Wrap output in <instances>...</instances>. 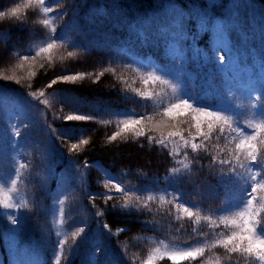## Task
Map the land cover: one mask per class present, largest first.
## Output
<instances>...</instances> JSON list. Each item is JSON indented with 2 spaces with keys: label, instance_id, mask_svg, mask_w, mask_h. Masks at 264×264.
Returning a JSON list of instances; mask_svg holds the SVG:
<instances>
[{
  "label": "trees",
  "instance_id": "1",
  "mask_svg": "<svg viewBox=\"0 0 264 264\" xmlns=\"http://www.w3.org/2000/svg\"><path fill=\"white\" fill-rule=\"evenodd\" d=\"M45 7L53 11L46 13ZM12 8H19L16 17H0V180L14 172L8 122L21 129L19 161L31 166L22 170L16 193L8 192L10 181L0 191V201L7 193L27 204L21 209L0 204V264H56L58 255L60 264H89L98 245L101 264H259L218 243L240 231L221 223V216L243 210L247 188L228 165L217 163L215 172L208 165L213 156L231 158L236 133L225 126V136L216 131L205 139L201 133L207 126L198 133L193 114L164 115L176 102L171 84L144 81L155 66L157 75L182 84V97L194 106L219 107L240 120L246 133H254L245 117L252 112V93L264 97V0H0V11ZM208 18L209 23L216 19L214 26ZM53 36L57 47L37 56ZM69 51L75 55L69 57ZM215 51L226 56L225 64L216 63ZM75 74L82 78L58 79ZM53 79L57 83L49 88ZM71 112L93 119L65 121ZM129 116L141 119L144 136L121 130ZM118 131L121 135L110 140ZM169 132L180 135L168 137ZM57 136L89 143L71 151ZM148 137H167V147ZM192 143L199 145L195 153ZM85 162L91 167L85 169ZM173 168L191 174L174 180L169 178ZM46 172L48 184L42 187ZM105 172L132 189L128 196L139 198L135 205L125 207L127 197L105 187ZM61 192L63 205L53 201ZM9 215L17 217L18 226L11 225ZM82 227L84 233L73 240ZM192 248L203 252L179 257ZM173 254L176 260L169 259Z\"/></svg>",
  "mask_w": 264,
  "mask_h": 264
},
{
  "label": "snow or ice",
  "instance_id": "2",
  "mask_svg": "<svg viewBox=\"0 0 264 264\" xmlns=\"http://www.w3.org/2000/svg\"><path fill=\"white\" fill-rule=\"evenodd\" d=\"M41 3H43V0H40ZM207 7V3L205 5ZM215 7V5H213ZM46 13L53 11L50 7H45L43 9ZM19 12V8H12L10 12H2L0 11V17L8 16V17H16L17 13ZM215 20H211V23H209L210 18H208V24L210 26L215 25ZM175 23V21H173ZM181 28L183 24V20L180 22ZM45 25H49V20H44ZM64 43L69 44L71 47H80L78 44H76L73 40L66 39ZM57 47L56 43V37L53 36L51 38V42L45 43L43 47L39 49V51L36 53L37 56H39L41 53H49L52 49ZM75 55L74 52L69 51L68 56L71 57ZM215 58L216 63L218 65H223L226 63V56L222 54L221 51H215ZM21 60H28L30 59V55H21ZM177 63L179 61L177 60ZM153 69L152 72L148 73V78L144 81V83H148L149 80L151 81H160L161 83L165 84H171L173 92L176 94V102L170 103L166 108H164V115L165 116H172V115H184L185 112H188L192 115V119L196 122L195 128L197 129V132H200L201 126L205 125L207 126V132L201 133L205 139H211V136L214 132L218 131L220 135L223 137L225 136V126H227L228 129L231 130V132L236 133V136L233 137V140H238V142L235 144V150L232 152L230 159H217L216 156H213L208 167L211 168L213 172L216 171L215 165L218 163L221 166L228 165L229 166V172L234 177L238 178L241 182L242 187H246L247 191L244 198L243 203V210L239 211L238 213L233 214L230 216H221V223L228 225L231 224L235 228L240 229V231H233L231 235L227 236L224 240L219 241L218 243H221L222 246L229 252V253H242L247 254L249 257H253L255 261H258L259 264H264V258H262V255H264V196L256 197L255 194L258 190L264 191V113L257 114L258 108H264V97H261L259 93L253 92L250 98V106L252 109L251 115L248 117H245V119L248 121L247 127L253 128L254 133L248 134L246 133V130L241 128L240 120H235L232 116L227 115L226 111L221 110L218 107V110H210L207 108H201L194 106L192 102H190L188 99L182 97V93H186L185 89L183 88L182 84L177 82L176 80L172 79L171 77L161 74L157 75L156 73L159 72L155 66H151ZM161 73V72H159ZM78 78H82V74H75V75H63L62 77H59L58 79L63 81H75ZM8 79H11L9 77ZM18 82V81H17ZM57 83V79H53L49 84L48 87L51 88L52 85ZM31 95L35 96V93H32ZM40 96H44V92L39 93ZM229 99L232 98L233 93L229 91L227 93ZM42 104L48 105L49 101L44 100L41 101ZM56 103H59L58 100ZM235 107H238V105H235ZM18 120L19 117H16ZM65 121H88L93 119V117L89 115H82L78 113L71 112L67 116L63 117ZM9 129H10V135L12 137V141L10 144V147L13 149H16L12 153V160L15 162L13 164L14 172L11 175L5 176L3 180H0V191H3L4 188L7 186L8 182L10 181L12 187L8 189L9 193H16L17 192V184L19 182H23L24 177L22 176V170H25L29 168L31 165L29 162L24 161L20 162L18 157L20 156V152L18 151L17 142L21 136V129L17 128L16 125L12 124L11 122H8ZM141 125V119H133L130 116L124 120L121 121V130L122 131H131L133 132L137 137L144 136L145 133L143 131V128L140 127ZM23 127H28L27 124L23 125ZM121 132L118 131L111 137H109L110 140H116L117 136H120ZM180 135L179 132H169L168 137L178 136ZM60 139H63L65 141H68L65 138H62L60 136H57ZM148 139L154 143L160 144L164 147H167V137L164 139H154L152 137H148ZM226 139V137H225ZM70 143V150L71 151H78L81 146L87 145L89 141L87 139H79L78 142L72 143L71 141H68ZM185 147H188L187 141H185ZM191 151L193 153L198 151L199 145L196 143H192L190 145ZM223 151V149H221ZM196 163H199V161H196ZM18 165V166H17ZM201 167H204L205 165L201 164ZM85 169L88 167H91V165L85 164L83 165ZM184 169H188V164H184ZM221 172L224 171L223 167L220 169ZM191 170L187 173L183 172L181 169L173 168L171 169V173L169 175V178H172L174 180H178L180 177L185 175H190ZM13 175L15 178H13ZM42 187H47L46 183L48 181L47 178V172L42 176ZM79 179L82 183H86V180L84 178L83 173L79 175ZM105 187L108 188L109 186L115 188V191L117 193H123L127 197V203L125 204V207H131L137 203V200L139 198H134L132 196H128V193L132 191V189H129L127 187L122 186L118 181H114L113 177L109 175L107 172H105ZM62 195V192L59 194V196H53L54 203L56 201H59L60 205L64 204V200L60 199V196ZM106 199H113L114 197L109 195L108 193L103 194ZM149 200H152L153 197H148ZM163 199V197H162ZM228 198H226L225 202ZM0 204L3 205L5 209H21L27 207L26 202L23 199H17L15 195L9 196L7 193H5L4 200L0 201ZM178 207L181 208V210L189 217L193 215V213L189 210V206H185L183 203H178ZM61 215H64L63 209L60 210ZM103 213L97 212L96 216L100 217ZM8 220L10 221L12 226H18V219L16 216L9 215ZM105 230L109 229V224L104 223L102 225ZM85 231V228H80L78 232L73 233V240H75L77 237L81 236ZM126 231L125 228H120L119 232ZM60 235L59 230L57 231V236ZM65 245L64 240L58 241V246L62 249ZM202 248H192L188 251H185L183 253L179 254V257L181 259L186 258H192L198 253H202ZM103 254V249L101 246H97L92 254V256L89 258V264H101V256ZM171 260H176L177 255L173 254L169 257ZM56 264H60V256L58 255L56 257Z\"/></svg>",
  "mask_w": 264,
  "mask_h": 264
},
{
  "label": "clouds",
  "instance_id": "3",
  "mask_svg": "<svg viewBox=\"0 0 264 264\" xmlns=\"http://www.w3.org/2000/svg\"><path fill=\"white\" fill-rule=\"evenodd\" d=\"M262 258H264V255H262Z\"/></svg>",
  "mask_w": 264,
  "mask_h": 264
}]
</instances>
